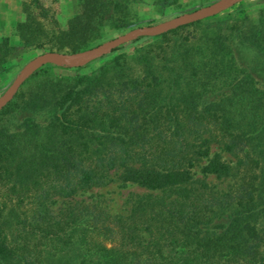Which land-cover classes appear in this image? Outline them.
<instances>
[{"label": "trees", "instance_id": "trees-1", "mask_svg": "<svg viewBox=\"0 0 264 264\" xmlns=\"http://www.w3.org/2000/svg\"><path fill=\"white\" fill-rule=\"evenodd\" d=\"M131 1L78 0L63 27L25 11L16 31L83 51ZM132 42L41 66L0 110V264H264V17L239 4ZM14 49L0 38V74ZM112 182L145 191L116 212L84 196Z\"/></svg>", "mask_w": 264, "mask_h": 264}, {"label": "rangeland", "instance_id": "rangeland-1", "mask_svg": "<svg viewBox=\"0 0 264 264\" xmlns=\"http://www.w3.org/2000/svg\"><path fill=\"white\" fill-rule=\"evenodd\" d=\"M39 1L44 8L45 15H43L38 8L34 7L32 0H0V38L8 37L10 45L15 48L9 56L5 71L0 74V96L10 86L12 81L26 63H28L35 56L47 51H44V48H47L46 46L40 48L36 45H26L21 40L18 32L16 31L17 23L25 19V11L33 12V15L37 18V20L45 23L46 25H51L53 22H55L54 24H58L59 26L63 27L66 24L67 19L75 14L78 10V0ZM216 1L218 0H132L130 3L131 10L128 16V19L131 21L130 24L127 27L120 29L115 27H106L103 38L99 44L122 35L132 29L142 26L155 25L178 15L210 5ZM239 4L243 5L244 9L252 20H257L259 17H264V0H241L233 6L236 7ZM233 6L220 13L230 11ZM132 41L133 40L120 45V51H131L136 45V43H133ZM101 56L95 57L85 63L75 66H65L55 62L48 64L63 68L84 66L83 70L87 71L96 66L101 61ZM257 79L258 82L264 86V74L260 75ZM210 150L212 153L220 151L215 145L211 146ZM221 156L225 161L229 163L231 162V158L224 152H221ZM193 170L197 176L203 177L197 167H195ZM117 175L118 174L116 173L112 174V178L117 180ZM204 178L211 184L216 183L222 187L226 184L225 180L217 179L213 175H204ZM143 191L145 190L136 184L125 183V185L119 187L117 182H112L101 188H92L89 191H86L84 196L90 195V193L98 195V198H102L107 202V205L112 212H116L120 210L124 198L129 193H140Z\"/></svg>", "mask_w": 264, "mask_h": 264}, {"label": "water", "instance_id": "water-1", "mask_svg": "<svg viewBox=\"0 0 264 264\" xmlns=\"http://www.w3.org/2000/svg\"><path fill=\"white\" fill-rule=\"evenodd\" d=\"M241 0H218L210 5L200 7L188 13L178 15L174 18L160 22L155 25L142 26L132 29L122 35L112 38L90 49L66 53L59 51H46L26 63L19 71L10 86L0 96V110L9 103L19 91L23 83L41 66L51 62L59 63L65 66H75L85 63L95 57L101 56L113 50L114 48L134 40L138 37L156 36L166 33L172 29L178 28L183 25L191 24L204 18L216 15Z\"/></svg>", "mask_w": 264, "mask_h": 264}]
</instances>
